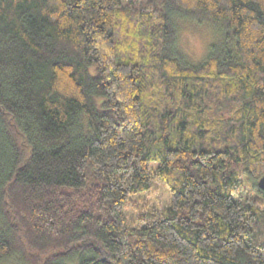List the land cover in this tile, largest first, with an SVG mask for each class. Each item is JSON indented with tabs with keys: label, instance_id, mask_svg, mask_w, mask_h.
Returning <instances> with one entry per match:
<instances>
[{
	"label": "trees",
	"instance_id": "trees-1",
	"mask_svg": "<svg viewBox=\"0 0 264 264\" xmlns=\"http://www.w3.org/2000/svg\"><path fill=\"white\" fill-rule=\"evenodd\" d=\"M141 1L0 0V264H264V0Z\"/></svg>",
	"mask_w": 264,
	"mask_h": 264
},
{
	"label": "rangeland",
	"instance_id": "rangeland-1",
	"mask_svg": "<svg viewBox=\"0 0 264 264\" xmlns=\"http://www.w3.org/2000/svg\"><path fill=\"white\" fill-rule=\"evenodd\" d=\"M162 0H142L144 5L152 4L159 7ZM177 47L179 51L192 63L199 64L210 51V46L218 38V30L212 25H197L183 20L177 23ZM251 181L248 183L251 187ZM254 195L261 197L254 191ZM262 198V197H261ZM134 207L128 211L131 225L145 223V217H161L171 202L169 189L159 182H154L148 192L138 194L132 198Z\"/></svg>",
	"mask_w": 264,
	"mask_h": 264
},
{
	"label": "water",
	"instance_id": "water-1",
	"mask_svg": "<svg viewBox=\"0 0 264 264\" xmlns=\"http://www.w3.org/2000/svg\"><path fill=\"white\" fill-rule=\"evenodd\" d=\"M259 188L264 191V176L258 182Z\"/></svg>",
	"mask_w": 264,
	"mask_h": 264
}]
</instances>
